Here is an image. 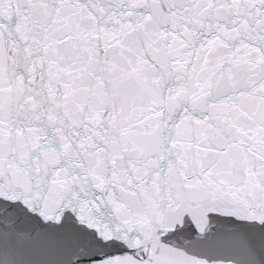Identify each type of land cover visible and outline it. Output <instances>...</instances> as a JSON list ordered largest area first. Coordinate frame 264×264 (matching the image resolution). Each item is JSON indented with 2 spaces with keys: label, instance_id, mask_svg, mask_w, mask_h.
Returning a JSON list of instances; mask_svg holds the SVG:
<instances>
[{
  "label": "snow or ice",
  "instance_id": "1",
  "mask_svg": "<svg viewBox=\"0 0 264 264\" xmlns=\"http://www.w3.org/2000/svg\"><path fill=\"white\" fill-rule=\"evenodd\" d=\"M0 264H264V0H0Z\"/></svg>",
  "mask_w": 264,
  "mask_h": 264
}]
</instances>
